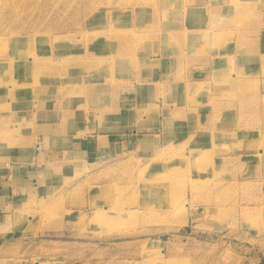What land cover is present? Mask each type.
<instances>
[{"label":"rangeland","instance_id":"obj_1","mask_svg":"<svg viewBox=\"0 0 264 264\" xmlns=\"http://www.w3.org/2000/svg\"><path fill=\"white\" fill-rule=\"evenodd\" d=\"M1 92L64 112L4 118L54 188L4 196L0 264H264V0H0Z\"/></svg>","mask_w":264,"mask_h":264},{"label":"crops","instance_id":"obj_2","mask_svg":"<svg viewBox=\"0 0 264 264\" xmlns=\"http://www.w3.org/2000/svg\"><path fill=\"white\" fill-rule=\"evenodd\" d=\"M3 97H6L2 92L0 93V153H4L3 165L0 166V229H7L0 233V238H7L12 232H15V227L13 225L8 226V219L12 218L13 212L5 210V208H10L12 203L4 200V196H11L10 199L25 198L29 193H35L37 196H47V193H52L53 181L51 179L47 182L40 183V176H43L44 169L42 160H48L50 162L54 156L53 153L50 155V150H42V143L34 142L33 144L27 137V135L22 131L21 133L18 129L7 128L4 123V118L7 115H12V117H18V119H23L25 122H38L40 127L46 129L47 122L54 120L60 114H63V97L55 96L58 98L56 104L53 108L48 105L39 104L35 100L30 106L28 101L23 98L13 100V103H7ZM66 107V106H65ZM16 119V120H18ZM28 119L29 121H26ZM15 121V119H13ZM44 125V126H43ZM43 126V127H42ZM69 127L68 125L65 128ZM64 128V129H65ZM132 135V138L135 137ZM78 129L75 131V137L72 135L70 138L71 147L68 149L69 153L77 154V156L85 155V153L90 157L95 152V143L93 142L90 135L83 134L79 136ZM152 137V135H150ZM102 140L104 146L112 147L111 142H109V137ZM147 136H144L146 138ZM149 137V136H148ZM142 138L139 142H135L138 151H147L149 140ZM97 146L99 142L97 140ZM117 147V148H116ZM111 148L112 152L118 149V146ZM89 150V151H88ZM45 151V155L43 154ZM89 152V153H88ZM20 158V159H19ZM22 161L19 164L23 166H14L11 160ZM57 164L58 170L64 171L71 167V163L64 158H61ZM18 165V164H17ZM52 178V177H51ZM42 179V178H41ZM11 204V205H10ZM11 210V209H9ZM12 224V223H11Z\"/></svg>","mask_w":264,"mask_h":264},{"label":"bare ground","instance_id":"obj_3","mask_svg":"<svg viewBox=\"0 0 264 264\" xmlns=\"http://www.w3.org/2000/svg\"><path fill=\"white\" fill-rule=\"evenodd\" d=\"M201 158H203V157H201ZM201 158H200V159H201ZM198 160H199V159H198ZM203 160H204V159H203ZM203 160H202V161H203ZM199 161H200V160H199ZM184 168H185V167H184ZM183 170H184V169H183ZM170 171H171V173H175V175H176V173L178 174L181 170L178 172V168H172V169H170ZM168 172H169V170L167 171V173H168ZM171 173H170V174H171ZM170 174H169V176H170ZM169 176H168V177H169ZM172 176H173V175H171L170 177H172ZM172 178H173V177H172Z\"/></svg>","mask_w":264,"mask_h":264}]
</instances>
